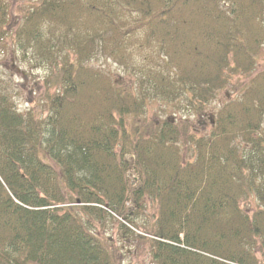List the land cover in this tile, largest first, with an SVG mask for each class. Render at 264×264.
I'll list each match as a JSON object with an SVG mask.
<instances>
[{"label": "trees", "instance_id": "16d2710c", "mask_svg": "<svg viewBox=\"0 0 264 264\" xmlns=\"http://www.w3.org/2000/svg\"><path fill=\"white\" fill-rule=\"evenodd\" d=\"M16 28L13 45L46 65L47 89L20 109L0 75V264H113L96 230L108 219L146 241L150 264H264V70L251 74L264 0H38ZM98 53L134 80L89 65ZM238 74L248 82L210 131L186 135L193 159L174 119L126 125L155 97L199 112ZM143 196L150 237L127 226Z\"/></svg>", "mask_w": 264, "mask_h": 264}, {"label": "rangeland", "instance_id": "374dc122", "mask_svg": "<svg viewBox=\"0 0 264 264\" xmlns=\"http://www.w3.org/2000/svg\"><path fill=\"white\" fill-rule=\"evenodd\" d=\"M7 3L5 18L3 27L6 28L9 35L4 39V42L0 44V75L6 77L11 81L17 93L14 95L15 102L18 108L25 109L34 104V102H40L46 94V86L43 83V78L46 74V65H35L34 60H31V64L34 67H30L25 60H23L22 52L17 51L15 44L13 45V34L16 31L17 25H19L23 14L35 4L38 0H4ZM4 36H6L4 34ZM32 50H28L26 56L31 55ZM96 56V57H95ZM92 56L88 61L89 65L99 67L108 72L115 82L121 81L124 84L126 81L134 80L130 76L126 69L116 60L107 56V54L98 53ZM34 57H37L36 55ZM29 58H32L29 57ZM141 58L136 57L132 59L135 67L141 64ZM125 69V70H124ZM259 70H264V44L261 48L260 54L257 58L255 68L251 72L253 75ZM130 73V72H129ZM249 76L245 74H238L229 78L228 83L221 89L216 91L215 97L204 102L205 104L198 112V110L192 109L190 106L185 107L186 100L184 101H166L164 97H155L149 99L144 105L143 110L139 114H128L126 125H132L135 121L154 122L156 124L163 123L164 120L177 121L181 126V130H185L180 140L183 143L180 144V149L183 155L189 160L194 156L190 153L187 143H185V137L190 132H198L199 134L209 132L211 124L214 121L215 113L225 102L238 96L243 91L244 86L248 82ZM52 93L53 88L47 90ZM40 108V105H39ZM179 140V141H180ZM185 143V144H184ZM128 157V156H127ZM130 177L132 173L129 172ZM137 184H133L135 186ZM142 208L137 215H134V226L127 222L133 231L143 234L142 236L150 237V234L146 232L148 229V214L153 211L151 209L152 202L148 198L141 197ZM243 205L252 207L256 206L255 200L252 198L243 202ZM135 205L132 204V200L127 201L126 209L133 211ZM115 219L121 220V217L115 216ZM122 221L124 222L123 218ZM126 222H124L125 224ZM105 225L97 224L96 230L106 236L110 240V246L113 250V264H150L151 258L148 249V244L140 241L138 244L133 238L128 239L125 235H120L117 232L118 222L108 219L104 222ZM133 224V223H132ZM140 230H138V229ZM133 235V234H132ZM258 258L264 262V256L258 251L256 252Z\"/></svg>", "mask_w": 264, "mask_h": 264}]
</instances>
